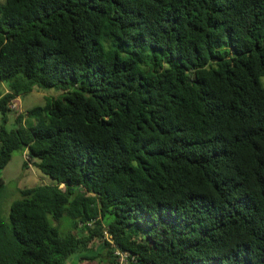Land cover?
Listing matches in <instances>:
<instances>
[{"label":"trees","instance_id":"1","mask_svg":"<svg viewBox=\"0 0 264 264\" xmlns=\"http://www.w3.org/2000/svg\"><path fill=\"white\" fill-rule=\"evenodd\" d=\"M0 114V264H264V0H4Z\"/></svg>","mask_w":264,"mask_h":264},{"label":"rangeland","instance_id":"2","mask_svg":"<svg viewBox=\"0 0 264 264\" xmlns=\"http://www.w3.org/2000/svg\"><path fill=\"white\" fill-rule=\"evenodd\" d=\"M3 1L4 0H0V3ZM60 94L61 90L54 87H34L28 92L19 94L14 100L16 109L11 108L8 113L6 128L11 129L14 127V117L16 112L25 113L27 110L35 106L43 105L47 98L59 96ZM25 158L27 157L23 150H15L9 162L3 168H0V178L4 181V187L0 191V204L3 209L2 215L6 219H8L9 205L14 199L19 198V191L21 189L42 183L49 184L53 181L47 174L41 172L32 163L29 164L27 168H23L22 164ZM67 219L68 218H65L64 216V218L59 221V225L55 223L60 228V231H64L68 227ZM97 242L98 241L96 240L92 241V245L95 246ZM69 261L76 262L74 256L70 257ZM89 263L108 264L109 262L99 256L94 260L89 261Z\"/></svg>","mask_w":264,"mask_h":264},{"label":"built area","instance_id":"3","mask_svg":"<svg viewBox=\"0 0 264 264\" xmlns=\"http://www.w3.org/2000/svg\"><path fill=\"white\" fill-rule=\"evenodd\" d=\"M9 107L14 109L16 107L15 102L9 104ZM90 224V222H88ZM104 236L107 240H110V236L107 231L104 229ZM114 254L116 255V260L114 264H135L136 258L134 255L130 254L128 251L121 250L117 247H114Z\"/></svg>","mask_w":264,"mask_h":264},{"label":"crops","instance_id":"4","mask_svg":"<svg viewBox=\"0 0 264 264\" xmlns=\"http://www.w3.org/2000/svg\"><path fill=\"white\" fill-rule=\"evenodd\" d=\"M99 244V243H98ZM97 245V244H96ZM101 245L99 244V247H100ZM101 248V247H100ZM95 249H96V246H95ZM76 258V257H75ZM78 262V261H77ZM69 264H74L73 263V261H70V263Z\"/></svg>","mask_w":264,"mask_h":264}]
</instances>
